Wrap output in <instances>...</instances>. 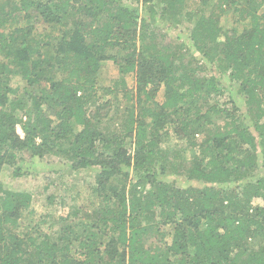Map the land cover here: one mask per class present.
Wrapping results in <instances>:
<instances>
[{
	"label": "trees",
	"instance_id": "trees-1",
	"mask_svg": "<svg viewBox=\"0 0 264 264\" xmlns=\"http://www.w3.org/2000/svg\"><path fill=\"white\" fill-rule=\"evenodd\" d=\"M134 1L149 15L123 0L0 2V172L8 164L23 176L26 153L62 156L96 171L99 199L58 231L23 232L33 195L0 181V264H264L255 202L264 200V0H199L190 10V0ZM230 9L248 21L242 31L221 26ZM184 17L189 49L165 42L155 21L170 29ZM108 60L134 76L132 88L99 86ZM222 78L239 85L251 122L233 97L210 103ZM100 90L129 101L121 130L101 127L115 105ZM169 129L198 150L185 174L202 187L165 179Z\"/></svg>",
	"mask_w": 264,
	"mask_h": 264
},
{
	"label": "rangeland",
	"instance_id": "rangeland-1",
	"mask_svg": "<svg viewBox=\"0 0 264 264\" xmlns=\"http://www.w3.org/2000/svg\"><path fill=\"white\" fill-rule=\"evenodd\" d=\"M7 1L9 0H0V2ZM123 1L128 4L139 5L134 0ZM198 3L199 0H190L189 10L195 9ZM139 6L141 7L142 15H149L148 8H146L148 5L142 6L140 4ZM159 19H155L156 25L158 29H161V33L166 35L164 37L165 42H174L177 45L180 42L186 41L188 49L191 48L188 35L190 29L193 27L192 23L184 17L182 23L168 29L171 21L164 20L160 23L158 22ZM220 24L225 31L235 28L242 31L247 26L248 21H240L239 15L230 9L221 15ZM212 73L214 72L209 71L206 75ZM122 81H125L126 88H132L134 86V76L132 74L124 75L120 73L118 66L111 60L103 62L99 86L119 87L122 89ZM221 81L222 85H220V89L222 93L221 95H214L210 103H224L230 97H233L238 101L239 105L241 104L242 112L246 113V120L251 122L243 100L244 95L239 91V85L237 83L230 84L227 78H222ZM22 83L23 81L18 78L14 87L22 86ZM122 90H120V94L118 95L108 94L103 96V90L97 92L98 97L103 98L100 100L101 102L111 99L115 105L109 115L104 117V121L101 124L103 129L111 128L121 130L128 118V112L126 110L129 107V101L123 96ZM164 92V88H162L157 95L158 101H164ZM212 117L217 125H224L226 121L223 116L216 113L212 114ZM18 131L23 136L20 126L18 127ZM200 136L198 135L197 137L200 139ZM161 147L171 156V164L167 168L166 180L170 182L175 180L176 184L179 185L203 186L202 181L190 180L185 174V169L187 170L190 167L194 155L198 153L197 149H190L188 141L179 139L174 134L173 129H169L166 139L161 143ZM258 154L260 164L258 176H264V156L261 151ZM22 157L23 159L18 161L17 166L22 167L24 172L23 176H15L14 169L16 166L8 164L0 172V181L5 188L12 191H27L33 195V208L26 210L22 215V221L25 225L20 228V231L24 232L26 229H30L35 225L41 226L45 232L58 231L61 226L59 222L62 217L70 215L80 208H86L88 213H91L98 206L99 199L92 192L96 174V171L93 169L73 170L69 167L67 159L62 156L46 155L44 158H36L26 153ZM51 196L52 198H50ZM255 202L256 204L264 205L263 199H256ZM166 229L170 233L167 236V241L170 242L172 239V227H167Z\"/></svg>",
	"mask_w": 264,
	"mask_h": 264
}]
</instances>
